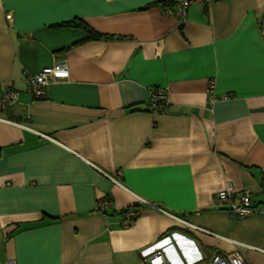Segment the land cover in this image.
<instances>
[{
  "label": "crops",
  "instance_id": "crops-1",
  "mask_svg": "<svg viewBox=\"0 0 264 264\" xmlns=\"http://www.w3.org/2000/svg\"><path fill=\"white\" fill-rule=\"evenodd\" d=\"M171 1L0 0V99L19 92L0 110V263L150 264L157 249L164 264H264V212L216 199L230 186L264 211V0L185 19ZM59 61L69 77L34 99L27 76ZM213 81L230 99L210 107Z\"/></svg>",
  "mask_w": 264,
  "mask_h": 264
},
{
  "label": "built area",
  "instance_id": "built-area-1",
  "mask_svg": "<svg viewBox=\"0 0 264 264\" xmlns=\"http://www.w3.org/2000/svg\"><path fill=\"white\" fill-rule=\"evenodd\" d=\"M175 5L164 8V13L169 16H174L179 19H185L191 7L196 5L208 6L214 0H174ZM7 19L12 22V16L8 15ZM69 77V66L65 61H59L50 68H45L39 74L34 76H27L26 84L28 91L32 94L34 99H43L46 97L47 88L50 84L56 81L65 80ZM209 105H213L219 100H228L230 96L224 95L218 97L215 93V81H213L209 88ZM19 92L15 89H6L0 99V110H6L18 102ZM152 103L157 105V110L163 111L167 102V97L164 92L156 91L152 96ZM219 203L230 210L233 217L246 218L254 214L264 212L258 206H255L252 200V195L249 192L241 194L237 203L234 198L233 189L229 186L226 190L219 192L216 195ZM111 207L108 200H102L98 203V210L107 212ZM165 212V211H163ZM138 216V212L130 209L125 213L123 226L125 228L131 227ZM264 251V249H262ZM145 257L150 264H164L165 258L157 249L146 250ZM0 264H16L15 261L8 260ZM211 264H246L242 254L235 253L229 256H216Z\"/></svg>",
  "mask_w": 264,
  "mask_h": 264
},
{
  "label": "trees",
  "instance_id": "trees-1",
  "mask_svg": "<svg viewBox=\"0 0 264 264\" xmlns=\"http://www.w3.org/2000/svg\"><path fill=\"white\" fill-rule=\"evenodd\" d=\"M172 6L173 5H172V1H171L167 5V7H172ZM62 25H64V26H71V27H79V28L84 29L88 33V36L85 39L86 41H90V40H100V39H106V40H108V39H111L112 38V36H108V35H104V34H101V33L96 32L95 30H93L92 28H90L89 26H87L86 24H84L83 22H81V20H74L72 22H69V23H66V24H62ZM155 108L157 110V107L156 106H155ZM134 210L137 211V209H135V208H134Z\"/></svg>",
  "mask_w": 264,
  "mask_h": 264
}]
</instances>
